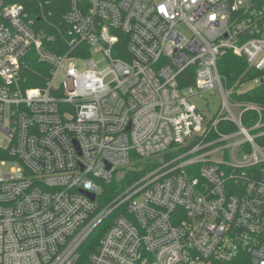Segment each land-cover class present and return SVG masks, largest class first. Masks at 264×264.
<instances>
[{"label":"built area","instance_id":"2783aa9c","mask_svg":"<svg viewBox=\"0 0 264 264\" xmlns=\"http://www.w3.org/2000/svg\"><path fill=\"white\" fill-rule=\"evenodd\" d=\"M66 1L52 52L0 0V264H82L120 208L86 264H264V108L217 68L230 52L264 72V0ZM30 53L42 89L23 88ZM215 91V113L192 103ZM131 154L160 165L99 208Z\"/></svg>","mask_w":264,"mask_h":264},{"label":"trees","instance_id":"16d2710c","mask_svg":"<svg viewBox=\"0 0 264 264\" xmlns=\"http://www.w3.org/2000/svg\"><path fill=\"white\" fill-rule=\"evenodd\" d=\"M13 1H17L23 5L28 19L32 20V28L34 31L43 33L45 36L55 35V43L50 45L46 43L45 48L49 51L57 52L55 44H60V34L64 33L67 29V25L63 21V15L68 8V2L66 0ZM119 45L124 47V40L121 39ZM115 56L123 57L121 54H115ZM217 68L224 86L233 91L234 98L250 101L264 108V72H257L249 68L243 58L230 52L220 54L217 61ZM191 72V70H187L183 75H190ZM23 76L26 78L23 88L42 89L45 87L49 77V67L38 63L34 54L30 53L27 58V70L23 72ZM261 77H263V80L260 84L246 89L243 93L235 96L240 85L250 83L252 80ZM6 159H10V157H8L5 150L0 149V160ZM159 165V157L146 159L131 154L130 164L120 170V176L116 177L114 175L112 180L107 184L99 182L101 188V192L97 198L99 208L109 204L114 198L155 170ZM120 209H116L109 217L103 220L81 246L79 250L80 263L86 264L88 256L96 250L99 240L110 227L112 220L121 214L123 209Z\"/></svg>","mask_w":264,"mask_h":264},{"label":"rangeland","instance_id":"374dc122","mask_svg":"<svg viewBox=\"0 0 264 264\" xmlns=\"http://www.w3.org/2000/svg\"><path fill=\"white\" fill-rule=\"evenodd\" d=\"M180 30L187 34V32L183 29V28H180ZM94 60L96 61L97 64H99L100 66L103 65L102 63V60H101V57L96 55L94 57ZM59 82V80H56V84ZM253 87V84L250 82V83H247L246 85H244L242 87V89H249ZM219 95L218 93L215 91L213 93H204L202 95V99L201 98H198V97H195L192 99V103L197 107L199 108L200 110H203L206 114H209V113H215L218 109V106H219ZM207 108L209 110H207ZM4 126H6V121L4 122ZM9 145V140L7 137H5L3 134L0 133V148L2 149H6ZM120 171L116 172L115 173V176H120L121 173H119Z\"/></svg>","mask_w":264,"mask_h":264},{"label":"water","instance_id":"95a60500","mask_svg":"<svg viewBox=\"0 0 264 264\" xmlns=\"http://www.w3.org/2000/svg\"><path fill=\"white\" fill-rule=\"evenodd\" d=\"M83 194H85L88 198H90L91 200L94 199V196L92 194H87L86 192H82Z\"/></svg>","mask_w":264,"mask_h":264},{"label":"snow or ice","instance_id":"6c2138e0","mask_svg":"<svg viewBox=\"0 0 264 264\" xmlns=\"http://www.w3.org/2000/svg\"><path fill=\"white\" fill-rule=\"evenodd\" d=\"M161 10L163 11V8Z\"/></svg>","mask_w":264,"mask_h":264}]
</instances>
